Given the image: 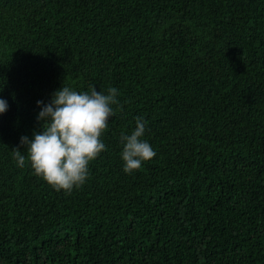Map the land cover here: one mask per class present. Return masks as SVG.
<instances>
[{"label":"trees","instance_id":"trees-1","mask_svg":"<svg viewBox=\"0 0 264 264\" xmlns=\"http://www.w3.org/2000/svg\"><path fill=\"white\" fill-rule=\"evenodd\" d=\"M91 84L122 108L56 190L12 149ZM0 96V264H264V0H0ZM137 117L156 155L125 173Z\"/></svg>","mask_w":264,"mask_h":264},{"label":"clouds","instance_id":"clouds-1","mask_svg":"<svg viewBox=\"0 0 264 264\" xmlns=\"http://www.w3.org/2000/svg\"><path fill=\"white\" fill-rule=\"evenodd\" d=\"M118 97L114 86L97 91L91 84L88 90L77 91L61 85L51 93L48 102L37 100L36 120L40 129L31 138L19 137L26 154L19 147L12 149L16 166L23 168L27 163L35 175L56 190L71 192L84 185L89 178L90 162L107 150L101 136L117 109L122 108ZM8 107V100L0 96V114ZM147 125L145 118L137 117L135 127L120 135L125 173L139 169L156 155L150 142L143 138Z\"/></svg>","mask_w":264,"mask_h":264}]
</instances>
